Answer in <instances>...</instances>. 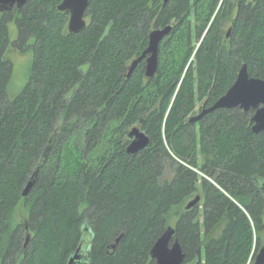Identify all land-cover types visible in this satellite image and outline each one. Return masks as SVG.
Listing matches in <instances>:
<instances>
[{
    "label": "trees",
    "instance_id": "16d2710c",
    "mask_svg": "<svg viewBox=\"0 0 264 264\" xmlns=\"http://www.w3.org/2000/svg\"><path fill=\"white\" fill-rule=\"evenodd\" d=\"M61 2L0 13V263L67 264L82 244L79 264H154L171 226L183 264H252L264 242V132H252L253 110L190 119L243 64L264 79V0H89L78 34ZM166 26L155 76L143 60L127 77L150 32ZM10 47L33 50L14 97ZM134 127L149 143L128 154ZM20 204L27 243L14 224Z\"/></svg>",
    "mask_w": 264,
    "mask_h": 264
},
{
    "label": "water",
    "instance_id": "95a60500",
    "mask_svg": "<svg viewBox=\"0 0 264 264\" xmlns=\"http://www.w3.org/2000/svg\"><path fill=\"white\" fill-rule=\"evenodd\" d=\"M27 0H0V13L9 12L14 8H21ZM168 0H163L165 5ZM89 0H62L57 6L58 11L68 12V24L67 29L71 34H78L86 27V21L84 19L86 9L88 7ZM171 26H166L162 29H156L150 32L148 46L146 50L132 61L129 66L127 77L131 75L137 65L145 60V76L146 78H152L157 73V52L158 46L162 40L169 34ZM227 33V36L228 37ZM238 108L243 112L253 110L252 132L259 134L264 132V79L250 77L247 72V66L242 65L238 71L237 77L232 86L226 91V93L219 98L212 106L203 109L200 114L190 119L191 123L200 121L205 115L221 109H235ZM129 143L126 151L128 154H136L137 152L145 149L148 146L149 138L146 133L141 129L134 127L130 129L127 134ZM35 175L24 187L21 194L22 197H26L35 183ZM200 201V197L196 196L187 205L186 209L189 210L194 207ZM174 228L169 226L161 234L158 240L153 245L150 251V258L154 261V264H183L185 255L177 240H173ZM120 238V237H119ZM119 238L115 240V243L110 246L111 250H114ZM88 249L85 246L82 249V244L75 250L72 256L69 258L67 264H79L85 260V253ZM253 264H264V242L256 253Z\"/></svg>",
    "mask_w": 264,
    "mask_h": 264
},
{
    "label": "rangeland",
    "instance_id": "374dc122",
    "mask_svg": "<svg viewBox=\"0 0 264 264\" xmlns=\"http://www.w3.org/2000/svg\"><path fill=\"white\" fill-rule=\"evenodd\" d=\"M236 1V0H231ZM10 40L13 41L16 38L17 30L13 22L9 24ZM6 58L12 64V75L8 85V94L11 97L18 95L25 86L30 68L33 61V50L30 49L24 54H20L13 50L11 47L6 53ZM201 106V102L198 103V107ZM21 224L25 231V242L27 243L31 238V232L27 230L28 227V214L22 204L18 205L14 213V224ZM86 245V242L84 243ZM1 264V263H0ZM253 264V263H252Z\"/></svg>",
    "mask_w": 264,
    "mask_h": 264
},
{
    "label": "flooded vegetation",
    "instance_id": "af4514ba",
    "mask_svg": "<svg viewBox=\"0 0 264 264\" xmlns=\"http://www.w3.org/2000/svg\"><path fill=\"white\" fill-rule=\"evenodd\" d=\"M228 33H229V30H228ZM226 36H227V35H226ZM226 38H228V37H226ZM209 107H210V106H209ZM209 107L206 106V103H204V102L201 103V106L197 108V110H196V114H195L194 116L200 114L201 111H202L203 109H206V108H209ZM194 116H193V117H194ZM198 122H199V121H198ZM198 122H195V123H198Z\"/></svg>",
    "mask_w": 264,
    "mask_h": 264
},
{
    "label": "bare ground",
    "instance_id": "6f19581e",
    "mask_svg": "<svg viewBox=\"0 0 264 264\" xmlns=\"http://www.w3.org/2000/svg\"><path fill=\"white\" fill-rule=\"evenodd\" d=\"M85 19V18H84ZM253 116V115H252ZM252 118V117H251Z\"/></svg>",
    "mask_w": 264,
    "mask_h": 264
}]
</instances>
